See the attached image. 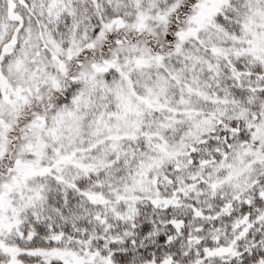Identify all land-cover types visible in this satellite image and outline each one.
<instances>
[{
	"label": "snow or ice",
	"instance_id": "6c2138e0",
	"mask_svg": "<svg viewBox=\"0 0 264 264\" xmlns=\"http://www.w3.org/2000/svg\"><path fill=\"white\" fill-rule=\"evenodd\" d=\"M0 264H264V0H0Z\"/></svg>",
	"mask_w": 264,
	"mask_h": 264
}]
</instances>
